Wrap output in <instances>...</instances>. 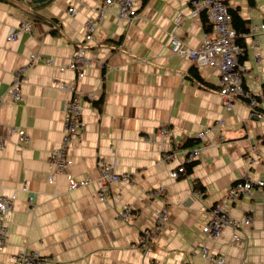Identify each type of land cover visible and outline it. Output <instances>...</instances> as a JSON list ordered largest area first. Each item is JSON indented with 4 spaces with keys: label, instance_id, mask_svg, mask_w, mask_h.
I'll return each instance as SVG.
<instances>
[{
    "label": "crops",
    "instance_id": "0c3cea01",
    "mask_svg": "<svg viewBox=\"0 0 264 264\" xmlns=\"http://www.w3.org/2000/svg\"><path fill=\"white\" fill-rule=\"evenodd\" d=\"M189 1L143 0L135 20L121 23L110 13L96 39L87 41L84 24L95 17L98 0H0V193H16L0 264H12L24 250L48 257L42 264H216L203 247L228 264H264V185L227 205L240 227L226 226L217 239L206 233L211 207L230 185L243 177L264 180V112L252 113L243 100L225 111L219 71L172 51L171 32L196 48L208 30L203 14L190 15ZM227 3L250 29L256 27L244 35L241 64L245 83L258 92L264 80V0ZM24 22L30 30L9 39ZM78 46L89 60L81 73L70 66ZM32 54L38 58L27 70L21 99L13 101L14 72ZM55 81L80 91L83 130L69 149L68 172L50 183L48 155L61 142L63 104L72 95ZM221 117L224 138L208 133L191 173L175 178L174 169L186 162L184 152L199 141L185 144ZM160 127L168 134H157ZM17 129L25 130L27 143L20 144ZM173 150L175 157L166 161L164 154ZM102 159L117 161L114 169L134 178L119 184L120 199L104 202L97 194ZM84 176L90 177L86 186L70 189V177ZM24 181L26 191L20 188ZM152 190L161 196L149 198ZM125 205L135 213L130 221L120 218ZM163 207L167 225L142 250L139 239ZM246 213L252 215L247 225Z\"/></svg>",
    "mask_w": 264,
    "mask_h": 264
},
{
    "label": "built area",
    "instance_id": "2783aa9c",
    "mask_svg": "<svg viewBox=\"0 0 264 264\" xmlns=\"http://www.w3.org/2000/svg\"><path fill=\"white\" fill-rule=\"evenodd\" d=\"M99 5L96 9L95 17H89L84 24V36L87 41H94L100 29L101 22L113 13L116 20L121 23H129L137 18L136 9L141 5L143 0H98ZM190 15L192 17H200L205 13L210 21V28L203 33L200 45L196 48L187 47L178 35L174 32L170 33V43L172 51L182 57H186L192 63L201 66H210L219 71L220 74V94L223 100V108L225 111L234 109L235 101L247 99L248 105L252 106L258 104L254 94L261 95L260 91H254L249 85L245 83L244 73L246 67L239 62V58L246 52V48L241 46L236 41V31L231 22V14L227 0H190ZM69 11H74L73 7ZM177 25L180 19H176ZM260 29L264 30V23L260 24ZM256 27L250 29L254 31ZM30 30V22H24L17 28L12 29L9 39L17 38L22 32ZM248 34V33H247ZM245 34V35H247ZM255 43L252 45L254 46ZM38 55L32 54L30 62L24 66L19 67L14 72V81L9 89V95L13 101H18L22 97L21 86L26 79L28 68L31 66L33 60L37 59ZM89 63L88 57L85 54L84 47L78 46L72 57L70 66L81 73L82 69ZM61 89L69 91L72 95L63 104L64 123L62 131V139L59 146L52 149L48 155V162L52 167V174L48 177L50 183L54 182V177L58 174H66L72 160L69 157V149L76 139H80L83 130L82 121V95L74 84L54 82ZM92 97V96H91ZM3 100H0V109ZM264 104V102H263ZM226 124V119L221 117L215 123L206 129L199 131L196 135L197 142L190 150L185 151L186 161L196 159L200 152L202 145L209 143L206 136L210 132H215L219 139H223L222 128ZM21 145L28 142V137L24 129H17ZM159 135H167V127H160L157 130ZM176 152L167 151L164 154L166 161L172 160ZM117 161L109 162L102 159L99 162V175L97 181V194L102 201L108 202L109 199H120L122 197L121 189H118L120 183H132L134 178L128 173H118L114 168ZM185 173L184 164H179L172 172V175L177 178L183 176ZM188 176V175H187ZM90 181V177L84 176L82 178L70 177V189L86 186ZM193 186L196 181L192 182ZM264 185V180H252L249 177H243L236 180L225 191L224 196L220 201L216 202L211 207V219L206 226V233L212 239H217L226 226L240 227L241 221L232 218L226 207L230 203L239 202L243 196L252 195L253 190L261 188ZM21 190L28 189L26 181L21 185ZM195 189V188H194ZM196 190V189H195ZM197 193L200 194L198 190ZM161 190H152L148 192L149 198L161 196ZM16 193L12 195H3L0 193V250L5 246L9 231L7 226L8 214L12 208ZM30 202L32 198L30 197ZM121 219L130 221L135 213L133 207L125 205L120 213ZM169 218L167 208L163 207L156 211L155 218L150 221L143 235L139 239V245L142 250L147 251L151 248V243L155 236L164 230ZM244 224L252 222L251 213H246L242 219ZM202 253L211 259L216 264H228L222 255H215L208 251L207 248H202ZM49 260L48 257L42 256L37 252L20 251L14 258L12 264H42ZM154 264V263H151ZM183 264V263H182Z\"/></svg>",
    "mask_w": 264,
    "mask_h": 264
},
{
    "label": "trees",
    "instance_id": "16d2710c",
    "mask_svg": "<svg viewBox=\"0 0 264 264\" xmlns=\"http://www.w3.org/2000/svg\"><path fill=\"white\" fill-rule=\"evenodd\" d=\"M30 1V0H28ZM229 10H230V14H231V22H232V25L236 31V41L238 44H240L241 46H244V35L249 33L250 32V26L248 25V22L246 19H244L242 17V15L239 13V10L236 9V8H232L229 6ZM202 17H203V22L204 24L206 25V29H209L210 28V21L209 19L207 18L206 14L205 13H202ZM245 55L242 54L239 58V62H242L243 59L245 58ZM194 71V74L197 76V77H200V75L198 74V70L197 68H194L193 69ZM257 101H258V104L252 106V110L254 113H262L264 112V104H263V100H264V80L262 81L261 83V95L260 94H254ZM243 101H245L246 103H249V101H247V99H243ZM197 141L196 138H193V139H189L188 143H186L185 145L189 144V145H192L194 144L195 142ZM197 159H192V160H188L184 163V169H185V173L183 174V176H187L191 173L192 169H193V165L196 163ZM197 183V182H196ZM196 183L194 185V188H196ZM198 189V188H196ZM198 191L200 192V190L198 189ZM200 194H202L200 192Z\"/></svg>",
    "mask_w": 264,
    "mask_h": 264
},
{
    "label": "water",
    "instance_id": "95a60500",
    "mask_svg": "<svg viewBox=\"0 0 264 264\" xmlns=\"http://www.w3.org/2000/svg\"><path fill=\"white\" fill-rule=\"evenodd\" d=\"M36 4H43L46 0H30Z\"/></svg>",
    "mask_w": 264,
    "mask_h": 264
},
{
    "label": "bare ground",
    "instance_id": "6f19581e",
    "mask_svg": "<svg viewBox=\"0 0 264 264\" xmlns=\"http://www.w3.org/2000/svg\"><path fill=\"white\" fill-rule=\"evenodd\" d=\"M72 7V6H71ZM71 12V11H70ZM198 66V65H197ZM23 85V84H22ZM148 138V137H147ZM151 138V137H150ZM153 140V139H152ZM232 217V216H231Z\"/></svg>",
    "mask_w": 264,
    "mask_h": 264
}]
</instances>
